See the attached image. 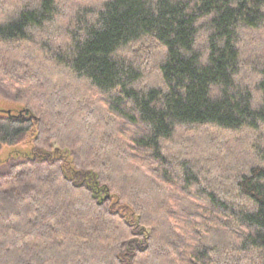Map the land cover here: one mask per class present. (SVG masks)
I'll return each mask as SVG.
<instances>
[{"label": "trees", "instance_id": "trees-1", "mask_svg": "<svg viewBox=\"0 0 264 264\" xmlns=\"http://www.w3.org/2000/svg\"><path fill=\"white\" fill-rule=\"evenodd\" d=\"M0 77V264H264V0H0Z\"/></svg>", "mask_w": 264, "mask_h": 264}, {"label": "rangeland", "instance_id": "rangeland-1", "mask_svg": "<svg viewBox=\"0 0 264 264\" xmlns=\"http://www.w3.org/2000/svg\"><path fill=\"white\" fill-rule=\"evenodd\" d=\"M149 46H142L141 51L136 50L137 53L144 56V58H139L142 62L149 63L152 66L155 62V52L150 54L148 50ZM145 50H148V55L145 54ZM144 52V53H143ZM147 83H152L153 81H146ZM146 83V84H147ZM24 104L16 98L15 91L7 85L6 81L0 77V111L11 110L17 112L20 110ZM83 125L80 119H76L75 126L80 128ZM35 134L34 128L27 132L24 140L17 145H5L3 144L0 149V166L5 164V160L9 158H16V156L21 155V152H26L32 147V137ZM223 164V163H222Z\"/></svg>", "mask_w": 264, "mask_h": 264}, {"label": "water", "instance_id": "water-1", "mask_svg": "<svg viewBox=\"0 0 264 264\" xmlns=\"http://www.w3.org/2000/svg\"><path fill=\"white\" fill-rule=\"evenodd\" d=\"M9 113V111H7Z\"/></svg>", "mask_w": 264, "mask_h": 264}]
</instances>
